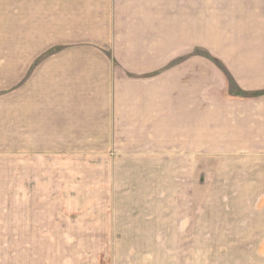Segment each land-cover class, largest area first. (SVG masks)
I'll list each match as a JSON object with an SVG mask.
<instances>
[{
    "label": "rangeland",
    "instance_id": "obj_1",
    "mask_svg": "<svg viewBox=\"0 0 264 264\" xmlns=\"http://www.w3.org/2000/svg\"><path fill=\"white\" fill-rule=\"evenodd\" d=\"M81 1L0 0V264L261 263L252 253L264 242L257 237L201 230L208 229L201 220L192 231L193 219L208 213L242 212L248 220L264 214V189L240 187L258 174L241 175L240 168L216 173L223 162L210 154L209 134L200 135L195 156L178 147L174 120L167 142L157 124L153 140L138 139L128 124L118 139H101L109 136L104 121L110 119L102 112L112 101L113 84L126 100L129 85L153 87L161 70L150 74L154 81L149 74L118 72L111 49L100 45L112 38L110 0ZM84 39L87 50L79 44ZM79 51L104 53L110 61L83 75L65 70V53ZM55 52L63 54L51 57ZM191 52L201 57L195 81L201 95L210 85H222L230 98L264 95V87L243 89L239 80H257L235 77L203 45ZM167 78L171 96L181 80ZM6 109L8 126L2 124ZM33 132L45 138L26 139ZM236 228L250 232L238 223Z\"/></svg>",
    "mask_w": 264,
    "mask_h": 264
},
{
    "label": "crops",
    "instance_id": "obj_2",
    "mask_svg": "<svg viewBox=\"0 0 264 264\" xmlns=\"http://www.w3.org/2000/svg\"><path fill=\"white\" fill-rule=\"evenodd\" d=\"M81 2L83 5L85 0ZM108 21L112 25V38H107L100 45L111 49L113 63L117 61L114 63L117 64V71L142 76L161 70V74L155 77L157 80L160 78V83L152 84L153 87L145 83L129 85L126 100H121V91L113 84L112 101L107 111L102 112L104 118L110 119L104 121L108 125L109 136L101 139H118L121 125L128 124L129 131L138 134V139L143 136L144 140H148L153 137V126L157 124L167 142L168 126L170 120H174L178 147L181 144L183 150L187 147V155L195 156V149L200 150V135L209 134V140L213 141L209 145L210 149L213 147L210 154L223 162V165L219 162L214 171L224 174L240 168L241 175L254 171L258 174V182L242 181L240 187L264 189V95L250 99L230 98L223 89L220 90L222 85L204 87V95H201L200 85H195L200 77L198 64L201 57L191 52L203 45L222 60L235 77L249 78L252 82L257 80L253 83L239 80L243 89L263 88L264 0H110ZM79 44L86 50L90 46L88 39ZM55 53L50 56L63 54ZM174 59H178L176 64L170 65ZM37 60L40 58L37 57ZM108 61L109 57H105L104 53L100 56H89L85 51L72 55L65 53L64 69L70 68L83 75V70L87 71L96 64L99 67L95 70L98 71L100 65L104 68ZM36 62L26 68L24 74ZM101 71L104 69L101 68ZM115 71L113 66L112 74ZM170 74L181 80L171 96L167 78ZM149 77V81H154L151 75ZM185 77H191L192 81L185 84ZM9 115L8 109L2 112L4 126L10 123ZM37 122L33 121L32 125L39 124ZM26 132L28 130L24 129L23 133ZM41 138L45 137L35 136L33 132L32 137L26 139ZM246 166L257 168L248 170ZM222 178L225 179L222 184L232 188L231 180ZM197 220L208 222L204 224L208 229L199 228L201 230L233 231L222 233L224 235H233L237 231L240 235L264 241V214L258 213L248 220L242 212L208 213L193 219L192 231L196 229ZM237 223L250 229V232L236 228ZM230 225L233 229L229 228ZM254 247L252 253L257 255L259 264H264V242ZM253 263L257 264V261Z\"/></svg>",
    "mask_w": 264,
    "mask_h": 264
}]
</instances>
